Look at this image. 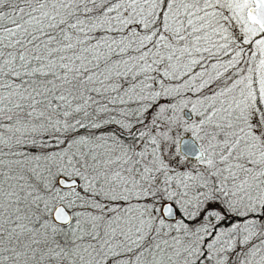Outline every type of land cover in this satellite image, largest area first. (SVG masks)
<instances>
[{
	"label": "snow or ice",
	"instance_id": "6c2138e0",
	"mask_svg": "<svg viewBox=\"0 0 264 264\" xmlns=\"http://www.w3.org/2000/svg\"><path fill=\"white\" fill-rule=\"evenodd\" d=\"M0 264H264V0H0Z\"/></svg>",
	"mask_w": 264,
	"mask_h": 264
}]
</instances>
